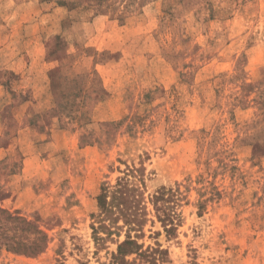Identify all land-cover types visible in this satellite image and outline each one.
I'll use <instances>...</instances> for the list:
<instances>
[{"label": "rangeland", "instance_id": "rangeland-1", "mask_svg": "<svg viewBox=\"0 0 264 264\" xmlns=\"http://www.w3.org/2000/svg\"><path fill=\"white\" fill-rule=\"evenodd\" d=\"M52 72L88 77L73 112ZM120 178L180 200L175 234L145 227L159 264H264V0H0V206L51 239L0 264H107L93 215Z\"/></svg>", "mask_w": 264, "mask_h": 264}, {"label": "trees", "instance_id": "trees-1", "mask_svg": "<svg viewBox=\"0 0 264 264\" xmlns=\"http://www.w3.org/2000/svg\"><path fill=\"white\" fill-rule=\"evenodd\" d=\"M60 38L56 37L58 46ZM51 73L50 81L54 94L55 110L62 108L68 113L73 112L76 87L73 82L88 80L87 76H76L69 80L57 77ZM80 105V104H79ZM68 109V110H67ZM53 109V111H55ZM78 110V109H76ZM179 198H175V191L161 188L145 200L144 194L129 185L126 178H120L115 185L102 187L98 197V213L93 215L94 236L100 247L109 240L117 244L107 264H159L168 257V250H164L160 243L145 246V227L156 219L162 224L167 235H173L181 223ZM152 206V211L149 209ZM124 234V240L120 237ZM51 239L38 220H29L18 211H11L0 206V254L3 251L38 256L44 253Z\"/></svg>", "mask_w": 264, "mask_h": 264}, {"label": "crops", "instance_id": "crops-1", "mask_svg": "<svg viewBox=\"0 0 264 264\" xmlns=\"http://www.w3.org/2000/svg\"><path fill=\"white\" fill-rule=\"evenodd\" d=\"M65 7H56L55 10L61 11V10H65ZM97 20V18H96ZM14 37V36H12ZM16 41V40H15ZM31 43H37V39L34 35V38L30 39ZM31 54V52H30ZM28 57H30V55L27 53V55H23L21 52L16 53L11 59H10V65H9V69L17 74V75H22L24 74L26 68L28 67ZM32 57V54H31Z\"/></svg>", "mask_w": 264, "mask_h": 264}]
</instances>
